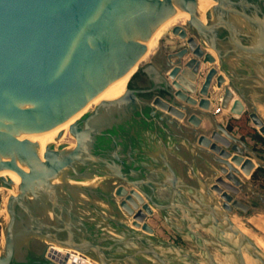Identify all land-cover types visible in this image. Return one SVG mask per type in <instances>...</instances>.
Returning a JSON list of instances; mask_svg holds the SVG:
<instances>
[{
	"label": "water",
	"instance_id": "obj_1",
	"mask_svg": "<svg viewBox=\"0 0 264 264\" xmlns=\"http://www.w3.org/2000/svg\"><path fill=\"white\" fill-rule=\"evenodd\" d=\"M202 1L0 0V194L15 186L4 169L21 175L0 264H61L47 256L50 242L99 264H221L213 249L227 264H264L233 219L250 208L242 196L264 200L251 179L264 152L211 109L215 86L221 106L232 102L264 137V0H213L208 13ZM172 5L188 14L186 46L156 53L139 69L144 86L76 119L74 146L33 144L130 73ZM241 38L254 77L235 59ZM155 213L185 245L155 234Z\"/></svg>",
	"mask_w": 264,
	"mask_h": 264
},
{
	"label": "bare ground",
	"instance_id": "obj_2",
	"mask_svg": "<svg viewBox=\"0 0 264 264\" xmlns=\"http://www.w3.org/2000/svg\"><path fill=\"white\" fill-rule=\"evenodd\" d=\"M214 3L215 2L213 0H203L202 1V10L204 11V13H208L210 11L212 5H214ZM187 18H188V14L177 9V7H175V5H172L171 7H169L167 12H166L165 18H159L158 24H157L150 40L148 41L147 48H146L144 55L157 42V39L160 37V35L162 34V32L164 31L166 26H168L171 22H173L175 20H178L179 22L184 23V25L174 26L172 29L173 34L179 36V38H181V39H186L189 36V21ZM235 59L240 64L244 74L247 77H254L256 75V73L258 71V67H257V65H255L253 63L250 41L247 38H241L239 40L238 45H237V53H236ZM136 67L130 73H128L126 76H124L121 79L117 80L116 82L112 83L105 91H103L100 95H98L96 98H94L90 103L94 102L95 104H97L102 99H113V98L120 96L125 91L126 84L129 81L130 77L133 75L134 71L136 70ZM86 112L87 111L81 113V111H80L76 115H74L71 119H69L67 122L59 125L58 127L54 128L52 130H49V131L35 135L33 138L34 139L33 144L39 143L42 151L45 150L46 145L48 143L55 142L56 145H59L60 143L58 144L57 142H62V139L69 134V126L76 119L81 117ZM60 132H63V134H62L61 139L57 141L56 138ZM69 137H70V135H69ZM66 144H68L69 147H72L75 145V144H71V143H66ZM4 177L10 178L14 181L15 186L13 188H8V190L10 191V195L14 194L17 190V185L21 181V175L17 171H14L11 169H4ZM3 188H4V186H2V189ZM3 241H4V235H3ZM262 244H263V241H262ZM60 248H63V250ZM47 256L51 259H56L61 264H89V263H91L89 261V259H90L89 257L83 256V254H81L80 252H78L76 250H73V249L71 250L70 248L63 247L62 245H59V244L54 243V242H50V246H49L48 251H47ZM248 264H249V262H248Z\"/></svg>",
	"mask_w": 264,
	"mask_h": 264
},
{
	"label": "rangeland",
	"instance_id": "obj_3",
	"mask_svg": "<svg viewBox=\"0 0 264 264\" xmlns=\"http://www.w3.org/2000/svg\"><path fill=\"white\" fill-rule=\"evenodd\" d=\"M180 23H182V22H179L178 20H175V21L171 22L168 26H166V28L164 29V31L162 32L160 37L157 39V42L149 49V51L142 57V59L138 63V65L136 67V70L134 71L133 75L130 77L129 81L126 84V87H128L130 85V83L133 81V79L135 77L134 75L139 72V69L143 65H145L146 63L151 62L154 59L156 53H160V52L165 53V54L166 53H171V52H175V51L179 50V48L181 49L182 47L186 46V39L179 38V36L174 35L173 31H172L173 27L176 26V25H179ZM172 50H175V51H172ZM154 60L156 61V59H154ZM207 65L203 66L204 71H206L205 68H206ZM204 71H202L201 74ZM216 91H218V90H216ZM216 91L213 92L214 96H216V93H215ZM94 105H96L94 102L89 103L85 108H83L81 110V113L92 109L94 107ZM245 115L247 117V122H248V123L246 122V126H248V127L250 126V127L255 128L254 126L249 125V121L250 120L248 118V114L245 113ZM239 119H235L234 118V120H232L231 122L228 123L229 126L234 128V126L237 125L236 123H239ZM234 121H236V122H234ZM245 127L242 124L239 125V129H240V132H241L242 136L250 135V134H247L245 132V129H244ZM69 135L70 134H68L66 137H64L62 139V142H57V143L58 144L59 143L75 144L76 142H75L74 137L72 135H70V137H69ZM180 169H182V168H180ZM182 172L185 173V176H188L187 172H185V171H182ZM259 173L260 172H258V174ZM257 177H254V178H251V179L255 180V179H257ZM99 181H102V179L99 180ZM109 181H111L110 184H112V182H113L112 179H110ZM9 195H10V191L8 190V188L4 187L3 189H1V194H0V247L3 245V232L2 231H3L4 225H5V223L7 222V219H8L7 218L8 217V212L6 210V202L8 200ZM250 197H252V196H250ZM242 198L245 199V198H248V197L242 196ZM149 221H150V224L155 228V233L156 234H160L165 239H169V240L174 241V242H181L183 244L182 240L176 235V233L172 229H170V227L165 223V221L160 217V215L155 213V214L149 216L148 217V222ZM235 222L238 225L240 224L243 228H245V225H244V223L242 221L236 220ZM183 245H185V244H183ZM60 249L63 250V248H60ZM213 252H214V254L216 255L217 259L220 261L221 264H227L225 262V260H224L223 255L217 249H213ZM83 256H85V255H83ZM247 259H248L249 264L250 263L253 264V262L250 259V257H248ZM89 260L91 262L89 264H99L98 262H96V261H94L92 259H89Z\"/></svg>",
	"mask_w": 264,
	"mask_h": 264
},
{
	"label": "crops",
	"instance_id": "obj_4",
	"mask_svg": "<svg viewBox=\"0 0 264 264\" xmlns=\"http://www.w3.org/2000/svg\"><path fill=\"white\" fill-rule=\"evenodd\" d=\"M172 51H175V50H172ZM208 67H211V65L208 64L206 66L205 70L208 69ZM202 71H204V68ZM139 74H141V73H139ZM216 90H218V89L215 86L211 88V95L213 98V104L211 106V109H212L213 114L216 116L217 121L218 122H224V123H226V121H227L229 123L232 120H234V118L239 119L241 116H235L234 114H232L230 112V105H232V102L229 104L228 108H223L221 106L220 101H219V97L213 95V92ZM246 93H250V90L249 89L246 90ZM259 106H260V109L262 111V105H259ZM216 107L221 108L219 113H214ZM262 115L264 117V113H262ZM234 122H236V121H234ZM236 124L237 125H235L233 128V132L235 133V135L239 136V137H243L251 147H253L257 151L263 152L261 150L263 148L262 144L256 140H254L252 135L251 136L250 135L242 136L240 129H239L240 124L239 123H236ZM249 125L254 126V124L251 122V120L249 121ZM260 160L262 162H264V157H261ZM173 161H174L175 166L178 168V170L180 168H182L179 171H181V172L185 171L188 173V175H190L189 170L186 169L187 168L186 165H184L183 163H181L180 161L175 160V159ZM257 170L258 169H255V172ZM182 173H184V172H182ZM260 173H259V176L257 177V179L253 180V187L257 192L262 193L264 195V186H263L264 185V172H260ZM241 199H243V198L241 197ZM243 201L250 205L249 210L247 212L237 211L235 213V215H233V219H234V221L240 220L244 223L245 228H243L240 224H239V226L243 230L245 229L244 231L248 235H250L254 239V241L258 244V246H260V248L263 249V251H264V200H260L257 197L252 196V197H248V198L243 199ZM149 223H150V221H149ZM156 235L159 237H162L160 234H156ZM261 240L263 241V244H262ZM177 243L182 244L181 242H177Z\"/></svg>",
	"mask_w": 264,
	"mask_h": 264
},
{
	"label": "trees",
	"instance_id": "obj_5",
	"mask_svg": "<svg viewBox=\"0 0 264 264\" xmlns=\"http://www.w3.org/2000/svg\"><path fill=\"white\" fill-rule=\"evenodd\" d=\"M136 75H138V73H136L134 76H136ZM130 85H131V83H130ZM246 122H247V117H246L245 114H243V115L240 117V119H239V123L242 124V125L245 127V126H246ZM247 123H248V122H247ZM244 129H245V132H246L247 134L252 135L256 141H258V142H260V143L262 144L263 148H262L261 150L264 152V137L261 136V135L258 133V131H257L255 128H253V127H250V126L248 127V126H246ZM258 172H264V168H259V169L255 172V175H254L255 177H257V176L259 175Z\"/></svg>",
	"mask_w": 264,
	"mask_h": 264
},
{
	"label": "flooded vegetation",
	"instance_id": "obj_6",
	"mask_svg": "<svg viewBox=\"0 0 264 264\" xmlns=\"http://www.w3.org/2000/svg\"><path fill=\"white\" fill-rule=\"evenodd\" d=\"M179 25H184V23H180ZM144 84H145V80L142 77V74L139 73L134 77L133 81L131 82V86H136V87L144 86ZM29 247L31 252L40 253L44 248V243L38 240H34L30 243Z\"/></svg>",
	"mask_w": 264,
	"mask_h": 264
},
{
	"label": "built area",
	"instance_id": "obj_7",
	"mask_svg": "<svg viewBox=\"0 0 264 264\" xmlns=\"http://www.w3.org/2000/svg\"><path fill=\"white\" fill-rule=\"evenodd\" d=\"M220 110H221V108H220V107H216V108H215V111H214V113H219V112H220ZM53 260L57 261L56 259H53Z\"/></svg>",
	"mask_w": 264,
	"mask_h": 264
}]
</instances>
